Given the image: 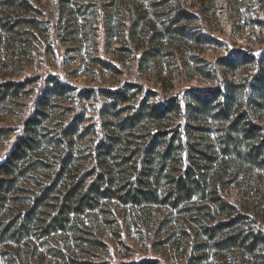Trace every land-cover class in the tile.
<instances>
[{"label":"rangeland","instance_id":"rangeland-1","mask_svg":"<svg viewBox=\"0 0 264 264\" xmlns=\"http://www.w3.org/2000/svg\"><path fill=\"white\" fill-rule=\"evenodd\" d=\"M258 71H264V0H0V83L24 86L18 96L0 95V164L26 121L39 114L34 150L7 178L14 186L0 208V264H264V148L255 150L241 133L248 123L264 128V106L252 103ZM230 82L237 88L227 121L220 116L221 91L192 115L199 95ZM119 92L123 100L115 98ZM171 99L176 106L153 121L150 107ZM142 103L141 121L123 125ZM240 114L241 135L230 140L238 148L226 146ZM77 118L75 134L63 136ZM159 135L157 178L145 172L141 179L155 200L93 201L64 231L41 240L35 233L51 212L39 209L23 225L22 215L67 154L62 184L78 168L93 167L99 142L114 140L102 171L123 196L144 172L136 156L127 159ZM168 147L172 162L162 164L158 154ZM190 147L192 161L202 152L214 167L206 194L196 190L173 208L172 179L188 166ZM224 205L232 216L221 213ZM228 219L231 227L210 233ZM19 229L14 242L9 237ZM234 237L244 252L225 244Z\"/></svg>","mask_w":264,"mask_h":264},{"label":"trees","instance_id":"trees-1","mask_svg":"<svg viewBox=\"0 0 264 264\" xmlns=\"http://www.w3.org/2000/svg\"><path fill=\"white\" fill-rule=\"evenodd\" d=\"M247 77L252 78L253 76L252 74H248ZM220 87H224V89L222 90V88L217 87L216 89L210 91L209 94H201L197 97L198 106L194 107L192 114L193 116L197 117L199 113L206 111L210 104L214 101V99L218 98L221 92L223 104L219 106V111L222 120L227 121L233 115V100H235L234 95L237 86L230 82L226 84L224 83L223 85H220ZM23 88L24 86L22 84L8 82L0 83V95L3 97L18 96ZM251 88L258 94L257 98L252 101L254 107H256V109L263 108L264 71H258L254 75ZM123 96L124 93L119 92L116 93L115 98L118 100H120L121 98V100H123ZM41 103L44 104L45 99H43ZM174 103V99H171L166 104L151 106V110L149 111L150 118L156 122L157 120L161 121L162 118L169 114L171 110L176 106ZM144 108L145 106L142 103L139 107V110L136 111L135 114L132 115V117L127 118V120L124 121L123 125H126V127H132L135 124H138L144 116L143 112L146 111L144 110ZM38 115L39 114L26 121L23 135H21V137H19L17 142L14 144L12 151L9 153L5 161L0 164V208L5 202V196L6 194H8L7 190H10V188L14 186V181L7 178H11L14 175V171L16 170L18 164L22 163V161L26 159L27 153L30 150H34L32 149L35 146L33 132L38 126ZM243 120V114L236 116L235 121L231 126V129L233 130L229 131L227 134L230 139L229 141H226L225 145L229 146L232 144L233 146H236L238 148L237 140H235L234 142L230 140H232L231 138H236V136L234 137V135H241L242 133L246 135V139L248 140V142H253L250 144H257V148L255 150H262L264 148V128L259 125L248 123L247 125H243V132L238 133L237 128L240 124H242ZM80 124L81 121L79 120V118L75 119V121H73L64 131L63 136L70 137L74 135L76 132V127H78ZM123 125L122 127L124 128ZM159 139H164V135L150 137V139H148V143L142 145L137 153H134L131 158L127 159V161H131L136 156V163L138 162V166L141 172L142 170H144V172L141 173V176L137 175L134 178V187L136 188V191L135 188H133L126 192V194L123 196L116 195V191L112 189V181L104 174V171H102V164L104 163L101 162H103L107 158V156L110 155V149L115 143L114 140L107 141V143L99 142V144L97 145L98 155L95 157L96 162L94 165H92L93 167H91L90 170L83 172L78 171V168L72 175V177H69L70 181H65L66 183L62 184L64 172L70 159V156L67 154L62 159V163L58 170L52 173V176L49 178L48 184L36 193L32 204L24 213V215H22L21 218L23 225L33 220L36 216V212L39 209H43L44 214H46V212L48 211L51 212L52 214L49 215V220L46 221V224H43V227H41L37 231V233H35V238L41 240L53 233L64 231L70 221L69 218L72 215L80 216L83 215L86 210H92L91 208L94 207L92 206L93 201L97 202L101 199H108L109 201L117 200L122 204L131 203L134 205H140L141 202L155 200L154 192L148 191L149 193H147V191H144V189H142L141 179L143 178L145 172H147V176H157V169L153 171L154 166L152 164L153 160L157 157L156 150L158 143L161 141ZM170 150L171 148L168 147V149L158 154L162 164L163 162L170 161L169 157L172 152H170ZM194 152L195 151L193 150V147H190V151L187 150L188 166L180 172L179 176L172 179V189H170V195L168 196H173V202L171 204L173 208H176L181 203L190 201L193 193L196 192V190L201 191L202 194H206L205 192L207 187L205 186V183L207 180V176L211 170L210 168L214 167V163L212 161L210 162L208 159H205L202 152L196 155L199 159H197L196 161H192V158H194ZM225 152H223V156H227ZM250 156H252V154H250ZM201 164H204V166L208 167H202ZM98 170H101V172H98ZM161 170L162 169H160L158 173H161ZM59 186L62 187V190H57L59 189ZM155 186H157V184ZM139 190H142L141 195L137 194L138 192H140ZM147 190L149 189L147 188ZM76 198L79 199L76 200ZM224 206H226L227 208V205ZM226 208L224 209L225 211H221V213L226 214L227 216H232L231 212L228 211L229 209ZM233 220H235L234 217ZM233 220L228 219L227 223L212 227V231L210 233H219L222 227L228 229L232 226V223H234ZM12 225V222H10L8 223V225L4 226L2 230L7 231L12 227ZM21 231L24 230L19 229L15 233H12L9 238H11L14 242H19L21 240ZM234 238L235 239H230L225 244L228 245V248L230 246H234L238 251L244 252L242 243L243 241H238L239 237ZM237 243H239V245ZM130 264L154 263L142 261L139 263Z\"/></svg>","mask_w":264,"mask_h":264}]
</instances>
